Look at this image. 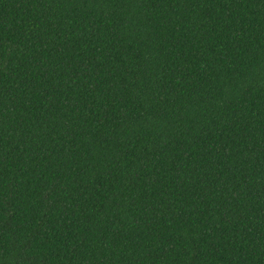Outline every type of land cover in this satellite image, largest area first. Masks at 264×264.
<instances>
[{"label":"trees","instance_id":"obj_1","mask_svg":"<svg viewBox=\"0 0 264 264\" xmlns=\"http://www.w3.org/2000/svg\"><path fill=\"white\" fill-rule=\"evenodd\" d=\"M0 264H264V0H0Z\"/></svg>","mask_w":264,"mask_h":264}]
</instances>
